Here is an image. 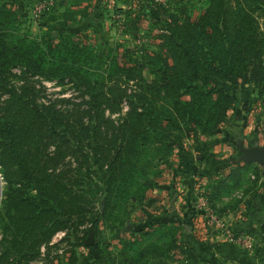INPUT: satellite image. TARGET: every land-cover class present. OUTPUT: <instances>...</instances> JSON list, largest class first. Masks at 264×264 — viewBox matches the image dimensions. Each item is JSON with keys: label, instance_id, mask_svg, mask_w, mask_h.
I'll return each mask as SVG.
<instances>
[{"label": "rangeland", "instance_id": "obj_1", "mask_svg": "<svg viewBox=\"0 0 264 264\" xmlns=\"http://www.w3.org/2000/svg\"><path fill=\"white\" fill-rule=\"evenodd\" d=\"M0 2L8 3L16 14L18 29L10 31L7 35L11 40L18 39L20 31L40 40L45 32L50 30V26H57L62 36H68L80 46H86L96 57L104 59L110 49L119 48V53L126 52V58L131 56L133 60H139L143 65L142 78L128 75L112 76L106 81L104 88V91L118 88L120 92L123 90L125 93L122 94L118 109L114 108L113 111L110 108L106 109V116L115 121L116 127H120L129 115L132 101L137 104L140 111L145 110L138 99V95L141 94L140 86L146 89L150 86L157 88L164 69L162 58L167 57L163 46L165 38H162L161 34L170 32L163 22L146 13V9L152 6L165 18H168L171 11L177 12L185 6L198 14L206 7L207 0H0ZM256 15L264 30V16L258 11ZM43 23L46 26L42 28L40 24ZM105 64L100 62L101 70H97L103 76L106 75ZM198 82L202 83L201 79ZM30 86L33 88H29ZM230 91L234 94L236 102L233 101L225 110L227 119L218 125L216 131L209 132L198 127L195 134L194 131L188 130L186 123L179 119L175 120L176 143L168 162L158 166L159 176L152 178L150 182L144 181L149 187L145 192L150 200L144 198V205L141 206L137 202L130 209L127 203L135 201L136 195L141 192L138 184H132L130 192L123 194L120 189L113 193L114 196L107 205L108 212L106 216H102L100 214L102 206L105 207L102 199L107 188L105 181L111 174L109 167L114 153L102 151L97 160L91 151L94 147L91 144H95L92 132L86 131L73 138L60 128L54 136L55 139L51 142L48 140L41 150L40 166L34 165L30 155L26 156L23 164H19L16 161L17 157L13 156L14 151L3 150L5 142L2 130L6 127L13 129L8 119H13L15 109L21 107L28 98L36 102L44 114H47L48 107H51L62 113L61 116L65 118L69 116L67 119L80 121L84 126L92 127L90 114L94 113V110L92 105H89L92 100L91 93L72 76L49 79L34 76L19 67L1 71L0 264H131L127 256L133 255V252L129 251L127 242L140 236V232L148 231L149 219L154 218L155 209L173 206L174 202L167 192H180L175 172L176 163L184 161L190 155L196 162H201L200 166H203V163L209 166L208 161L213 160L216 167L228 168L229 162L241 155L237 147L239 141L243 140L245 146L259 142L264 145V73L250 81L245 78L233 81ZM159 96L155 98L157 108L172 105L171 96L162 92ZM149 98L154 100L152 96ZM14 127L20 129L21 123H16ZM118 127L113 128L116 134L119 132ZM68 139L71 140L70 143ZM24 142L20 140L19 143L24 146ZM39 144H42V140H39ZM33 147L30 145L22 149L33 151ZM59 154H62L61 158ZM1 159L6 165H1ZM58 159L61 161L57 172L66 170L62 176L64 182H68L67 185L72 191L79 190L72 192V199L70 192H41L38 175L35 170L31 171L58 162ZM146 161L144 159L141 165L143 166ZM249 164L251 165L244 169L242 179L250 182L248 184L251 186V183H255L253 176L261 173V167L255 165L256 163ZM213 170L215 171L214 167ZM202 172L204 173L202 177L195 180L198 188L203 186L202 179L207 170ZM249 177L251 179H248ZM79 182L81 185H77ZM241 188H244L243 184L232 193ZM76 195L79 196V200H75ZM28 206H34L35 212L49 211L39 228L35 224L39 219L34 220L33 217L35 212L31 218L25 220L30 210ZM13 220L21 221L20 226L28 230L34 221L37 232L27 237V242L21 241L22 237ZM49 236L51 237L46 241ZM15 240L23 244L18 246ZM38 240L42 241L31 249V245ZM180 246L179 244L174 247L170 255L171 260L179 259Z\"/></svg>", "mask_w": 264, "mask_h": 264}, {"label": "trees", "instance_id": "obj_2", "mask_svg": "<svg viewBox=\"0 0 264 264\" xmlns=\"http://www.w3.org/2000/svg\"><path fill=\"white\" fill-rule=\"evenodd\" d=\"M256 11L264 16V0H207L206 7L198 14L185 6L177 12L171 11L168 18L161 16L152 6L146 9V13L163 22L170 32L161 34L165 38L163 46L167 56L162 58L163 74L158 80L157 88L150 86L146 89L140 86L141 94L138 99L145 110L140 111L132 101L129 115L120 127L117 126L119 132L116 134L113 130L117 128L115 121L106 116V109H118L122 94L125 93L118 88L104 91L106 81L119 75L142 78L143 65L139 60H133L131 56L126 58V52L119 53V48L110 49L104 59L96 57L86 46H80L68 36H62L57 26H50V30L40 40L21 31L18 39L11 40L7 35L18 29L16 14L8 3L0 2V72L19 67L34 76L49 79L75 77L91 93L92 100L89 105L94 110L90 114L93 126H84L80 121L67 119L69 116H61L62 113L51 107L44 114L36 102L28 98L21 107L15 109L13 119H8L13 129L6 127L2 130L5 142L3 150L14 151L13 156L17 157L19 164H23L26 156L30 155L34 165L40 166L41 150L48 140L51 142L55 139L54 136L60 128L73 138L86 131L92 132L95 144H91L94 146L91 151L97 160L102 151L114 153L109 167L111 174L105 181L107 188L102 199L105 207L102 206L100 214L106 216L107 205L115 191L121 189L123 194L130 192L132 184H138L141 192L136 195L135 201L127 203L128 207L133 208L137 202L144 205V198H147L145 190L149 188L144 181L150 182L152 178L160 175L158 166L167 163L174 150V130L177 129L175 120L186 123L188 130L195 134L198 127L209 132L216 131L218 125L227 119L225 110L233 101L236 102L230 91L233 81L240 78L250 81L264 73V30ZM40 26L43 28L46 24ZM100 62L106 63V77L97 72L101 70ZM199 79L202 83L198 82ZM161 92L173 98L172 105L157 108L155 98H159ZM16 123H21L20 129H15ZM20 140L25 141L24 146L19 143ZM39 140H42L41 145ZM30 145L34 146L33 151L22 149ZM61 157L62 154H59V158ZM144 159L147 161L142 166ZM60 161L58 159V162L31 171L35 170L38 175L41 192H70L72 199V192L79 190L72 191L67 185L68 182H64L62 176L66 170L57 172ZM2 164L6 165L1 159ZM250 165L232 160L228 168L218 167L216 174H207L211 176L206 188L211 205L222 195H229L244 184V169ZM260 175L256 174L257 178ZM77 185H81V182ZM122 198L125 200V196ZM75 200H79L78 195ZM28 207L30 210L25 220L31 218L35 212L34 206ZM155 210L154 218L149 219L148 231L140 232V236L127 242L136 261L152 256L170 258L174 247L180 244L182 227L178 221L159 216L158 212L163 208ZM48 214L49 211L35 212L34 220L38 218L39 221H33L29 230L20 226L21 221L13 220L22 237L21 241L27 242V237L37 232L34 223L39 228L44 216ZM9 217L11 218V214ZM41 241L32 244L31 249ZM15 242L18 246L23 244L16 240Z\"/></svg>", "mask_w": 264, "mask_h": 264}, {"label": "crops", "instance_id": "obj_3", "mask_svg": "<svg viewBox=\"0 0 264 264\" xmlns=\"http://www.w3.org/2000/svg\"><path fill=\"white\" fill-rule=\"evenodd\" d=\"M259 145L264 146L261 142ZM237 159L238 157L233 161L246 163L237 162ZM181 161L176 163L178 167L176 166L177 171H175L180 192H167L174 204L158 212L167 219L177 220L182 227L179 259L173 261L170 258L152 256L143 261H136L133 255H128L129 262L131 264H264L263 166L255 164L261 167L260 177L253 176L255 183L249 186L250 182L244 180V188L229 195H222L211 205L206 188L210 177L216 174L218 169L215 162L210 160L209 166L206 163L200 166L201 162H196L190 155ZM203 170L207 172L202 179L203 186L198 188L195 180L202 177ZM208 173L211 176H208ZM244 237L250 239L251 247L243 244Z\"/></svg>", "mask_w": 264, "mask_h": 264}, {"label": "water", "instance_id": "obj_4", "mask_svg": "<svg viewBox=\"0 0 264 264\" xmlns=\"http://www.w3.org/2000/svg\"><path fill=\"white\" fill-rule=\"evenodd\" d=\"M237 147L241 153L237 159V162L258 163L264 168V146H260L259 143H256L252 146H245L244 142L240 141Z\"/></svg>", "mask_w": 264, "mask_h": 264}, {"label": "built area", "instance_id": "obj_5", "mask_svg": "<svg viewBox=\"0 0 264 264\" xmlns=\"http://www.w3.org/2000/svg\"><path fill=\"white\" fill-rule=\"evenodd\" d=\"M242 240H243V244H244L246 247H251V241H250L249 238L244 237V238H242Z\"/></svg>", "mask_w": 264, "mask_h": 264}]
</instances>
